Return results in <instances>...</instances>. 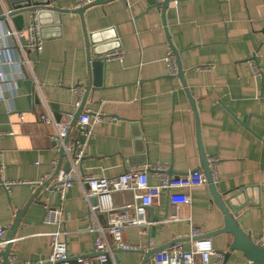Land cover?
Here are the masks:
<instances>
[{
    "label": "crops",
    "instance_id": "1",
    "mask_svg": "<svg viewBox=\"0 0 264 264\" xmlns=\"http://www.w3.org/2000/svg\"><path fill=\"white\" fill-rule=\"evenodd\" d=\"M88 1L55 0L53 5L75 8ZM5 11L0 0V16ZM31 15L25 16L24 29ZM84 17L86 32L94 40L102 39L104 49L123 51L124 58L106 62L103 86L86 99L83 112L102 113L101 123L89 137L77 125L70 134L69 146L85 145L80 178H115L133 169L163 166L172 172L169 178L179 179L200 167L191 103L186 88L168 67L174 48L196 105L204 154L214 161L216 188L224 199H234L241 229L257 241L264 233V0L170 1L166 10L156 0H113L87 9ZM12 26L11 19L0 20V32ZM42 27L41 51L26 50L33 73L19 64L23 53L10 38L9 54L16 63L2 67L5 79L0 82V95L7 100L0 101V180L43 184L51 180L43 189H39L42 185L14 184L7 191L0 190V228L6 230L5 237L18 211L33 198L12 246L19 263H47L48 235L56 230L43 223L50 206L64 212L61 228L69 232L71 258L94 250L91 216L81 185L76 182L64 199L52 186L60 164L56 129L40 119L50 109L53 116L62 114V122L65 113L74 115L81 106L84 91L78 86L89 80L82 21L63 13L59 25L45 23ZM205 65L213 68L201 70ZM253 67L260 69L258 77ZM25 72L33 81L39 104L33 97L28 99ZM67 162L64 155L61 170ZM147 174L150 185L161 183L162 173L150 169ZM170 191L164 190L148 208L146 219L153 226L124 228L127 244L148 251L179 240L190 250L192 229H199L205 237L224 226V216L207 185ZM170 193L192 195L190 220L166 222ZM135 203L134 193L123 191L113 194L103 207L133 213ZM106 211L97 216L102 227L108 225ZM210 239L217 251L228 252L230 234ZM142 259L140 253H125L123 264H140ZM247 262L237 253L227 264Z\"/></svg>",
    "mask_w": 264,
    "mask_h": 264
},
{
    "label": "built area",
    "instance_id": "2",
    "mask_svg": "<svg viewBox=\"0 0 264 264\" xmlns=\"http://www.w3.org/2000/svg\"><path fill=\"white\" fill-rule=\"evenodd\" d=\"M92 0L85 2L87 4ZM158 3H163L164 0H156ZM174 4H178L180 0H171ZM82 5V4H80ZM13 38L17 48L23 53L24 60L19 64L27 67L29 72L33 73L31 62L27 58L26 50L30 49L35 52H40L43 44V38L40 34V26L36 15H31V22L26 29L22 31L16 30L13 26L10 30L0 32V82L5 79V72L2 70L4 65L15 64V60L10 58V45L8 40ZM23 40L26 43H23ZM15 47V46H14ZM106 60H122L124 52L116 49V51L106 54ZM168 67L172 76H177L178 68L176 67L175 58L170 53L168 59ZM213 66L205 65L201 70H211ZM255 77L260 75V69L253 67ZM0 101L7 100L0 95ZM48 114L41 115L40 119L43 123L55 127L56 133L54 141L60 152L64 150L65 157L68 158L70 169L67 173L62 170L56 175L53 183V188L64 199L66 192L76 182L82 187L84 198L87 202L89 214L91 216V226L89 232L93 235L92 246L94 248L92 254L86 256H75L71 258L67 238L69 232L61 228L63 225L64 212L61 208L53 206L47 207L43 223L47 226H54L55 231H52L49 236L50 255L47 260L48 264H117L115 260V251H139L140 247L127 244L122 236L124 228L128 226L139 227L154 225L153 222L146 219L148 208L154 205L162 196L164 190L171 192L173 188L191 190L197 186H206L207 181L205 174L201 171L191 172L190 175L184 178L171 179L167 176L166 167L155 166L148 169H133L119 177L107 178L95 175L85 176L83 179L78 175V169L82 164L85 145L78 142L76 146L65 145V137L70 128L73 114L65 113V120L56 122L52 112L48 109ZM20 119H23V114L18 113ZM104 115L102 113L92 114L90 111H85L77 121V128L81 134L89 137L95 125L101 123ZM212 163V172L213 164ZM153 169L156 172L162 173V181L159 185L152 186L149 184L147 170ZM214 175V172H213ZM14 184L24 185H43V181L19 182L13 183L0 182V190L8 189ZM123 191L133 192L136 203L132 206L133 213L130 210H112L104 208V203L110 201L113 194ZM97 198L98 203L94 205L92 199ZM192 195L190 193H170L169 195V216L166 222L190 220ZM106 211L109 215L108 225L102 227L98 220V213ZM95 224V226H94ZM6 230L0 228V264L2 262V251L8 243H15L16 240L7 241L5 238ZM190 238L192 240V248L186 250L184 244L175 242L174 245L162 250L149 258L146 264H224V253L217 251L211 239L202 236L199 229H192ZM258 246L264 247V233L255 241ZM9 264H42L38 262H22L17 261V257L11 253ZM246 264H254L248 261Z\"/></svg>",
    "mask_w": 264,
    "mask_h": 264
},
{
    "label": "water",
    "instance_id": "3",
    "mask_svg": "<svg viewBox=\"0 0 264 264\" xmlns=\"http://www.w3.org/2000/svg\"><path fill=\"white\" fill-rule=\"evenodd\" d=\"M3 1L6 6V11L2 16H0V20H10L11 19L15 28L18 31H22L24 29L25 19H26L25 16L27 14L36 15V18L38 19V24L40 26V34L42 33V28H43L42 26H44L45 23L59 25V23L61 22V15L63 13L74 14L81 18L83 34H85V44L87 48L86 50L87 69L89 72V80L86 85L78 86L79 88H82L80 90L81 91L83 90L84 94H83V97L80 103L81 106L78 109V111L73 115L70 128L64 139L65 145H68L70 134L72 130L76 127L79 117L83 114V111L85 108V102H86V99L89 93L92 90L100 89L103 86L104 67L107 62L105 56L106 54L111 52L108 49H104L105 43L102 39L94 40V36L86 32L84 12L93 6H97L98 4H105L113 0H92L91 2L87 4H82L75 8H59L53 5L55 0H3ZM170 1L171 0H164V2L162 3L164 10L168 8ZM45 19H48L47 22ZM42 38H43V35H42ZM23 43L25 44L26 41L23 40ZM172 50H173L174 55H176V67L178 68L177 77L180 79L182 85H184V87L186 88V95H187L189 102L191 103L192 111L194 113L195 120H196V137H197L198 154L200 155V167L197 168V170H194L193 172L202 171L205 174L207 186L212 195V200L215 206L220 209L221 213L224 216V219H223L224 226L219 230L210 232L205 237L210 239V237L220 235V234H227V233L232 236V240L228 248V252L224 253V260H225L224 264H227L228 258L231 255L237 254V253H240L244 259H247L248 261H251L254 264H264V247L262 248L258 246L257 243L254 242L253 239L250 237V235L241 229L240 224L238 223L239 213L233 206L234 199L232 197L224 199V196L216 188L215 181H214V175L212 172V163L208 159V157L204 154V151H203L202 137H200V120L198 119L196 105H195L192 95L187 89V85H185L183 70H182V67H180V63L178 59V52L174 48H172ZM26 80L27 81L25 84L27 88L29 89L28 99L30 100L33 97L35 102L39 104L40 103L39 96L35 92V88L33 87V81L32 79H30V76L27 73H26ZM54 118L56 122H60L62 118V114L56 113L54 115ZM244 126L247 127L246 124H244ZM63 156H64V150L62 149L59 152L60 164L63 161ZM60 164L58 168L56 169L52 180L55 179L56 175L61 171ZM69 169H70V165L67 162L66 166L62 169V171L67 173ZM166 173L168 175L172 174V172L170 171ZM0 182L2 181L0 180ZM50 182L51 180L43 184L39 189L46 188ZM4 190L7 191V189H4ZM32 200L25 206V208L18 211V213L16 214V218L10 229L11 231L5 237L7 241H12L16 239V234L18 231L17 229L20 225L21 219L23 215L26 213L25 211L27 207L30 205V203L32 202ZM92 203L96 205L98 203L97 198H93ZM178 241L179 240H176L165 246H160L155 249H150L148 251L117 250L115 251V254H116L115 260L117 264H123V255L125 253H137V254L140 253L143 255V259L140 264H146L150 257L157 255V253L161 252L162 250L168 248L171 245H174V243ZM12 246H13V243H8L7 245H5L1 253L2 254L1 264H9V257L13 251ZM45 264H48V263H45Z\"/></svg>",
    "mask_w": 264,
    "mask_h": 264
}]
</instances>
